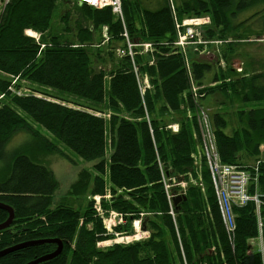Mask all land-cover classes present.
<instances>
[{"label":"trees","instance_id":"1","mask_svg":"<svg viewBox=\"0 0 264 264\" xmlns=\"http://www.w3.org/2000/svg\"><path fill=\"white\" fill-rule=\"evenodd\" d=\"M170 1L121 0L123 23L108 7L95 9L75 0H8L4 5L0 13V161L8 160L0 178V203L12 208L14 218L0 230V251L24 242L55 239L62 244L60 254L38 264H180L181 259L187 264H262L261 253L257 249L249 252L246 244L259 235L252 202L232 207L235 230L229 241L208 170L203 167L204 190L198 186L187 189L174 221L168 214L160 166L171 176L191 167L190 153L199 132L197 123L187 120L185 113L186 109L195 112L198 93L193 91V83L203 86L199 92L207 97L219 94L238 102L234 126L224 110L210 115L220 160L244 166L264 160V107H246L264 100V70L254 73L245 67L238 74L228 57L256 31L249 21H259L256 36L264 32V0H180L174 9ZM151 3L156 8L147 6ZM70 5L78 12L75 33L67 29L62 36L54 30V18L60 8ZM172 11L178 22L208 16L204 38L221 42L223 68L194 57L193 52L190 64H185L173 47ZM70 17L69 11L59 17L64 31ZM104 26L105 42L101 35ZM123 27L130 42L152 46L147 53H141L139 46L133 49L138 71L148 75L152 85L144 95L132 69V55L117 57L115 53L116 48H127ZM26 29L40 33L42 49L24 34ZM106 56L111 59L109 68ZM6 76H18L17 90L25 87L21 80H26L29 89L49 99L9 92L11 81ZM145 107L151 125L143 118ZM168 111L176 117L170 119ZM170 120L178 121L177 134L163 129ZM17 131L33 138V148L28 152L17 148L8 157L6 147ZM45 154H56L71 164L94 162L91 168L79 170L66 195L54 206L58 182L40 161ZM260 167L259 189L264 192V164ZM96 196L104 211L122 214L125 223L116 225V232L131 235V222L141 213L149 237L97 248V242L111 235L106 234L95 211ZM259 214L264 254L262 208ZM7 216L0 209V223ZM56 248L53 242L27 246L1 256L0 264H25Z\"/></svg>","mask_w":264,"mask_h":264},{"label":"rangeland","instance_id":"2","mask_svg":"<svg viewBox=\"0 0 264 264\" xmlns=\"http://www.w3.org/2000/svg\"><path fill=\"white\" fill-rule=\"evenodd\" d=\"M7 1L8 0H0V13H1L2 9L4 8V5L7 3ZM142 1L145 2L146 4L149 3V0H142ZM170 2L173 5V6L170 5V7L171 6L174 7L175 5L179 4L180 0H171ZM154 5H155V3H151L147 6L153 8V7H155ZM65 11H69L71 14V17H70L68 25H67V27H69V28H66V31H64L65 25H63L59 21L60 15ZM77 13L78 12L73 9L72 5H70L68 7L65 6V7L60 8V10L57 11V16H55L54 22H53L55 32L58 34H61L62 36H65V33H67L68 30H71V33L74 35V33H75L74 20H75ZM245 15L247 16V15H249V13H246ZM173 17H175V14ZM203 17L208 18V16H203ZM241 17H242V15H241ZM248 24H250L251 29H254L256 31L250 33L249 38L244 39L243 42H240L238 45H236L228 54V55H230L228 57H230V60L232 61V63H231L232 68L238 74L243 73V69L245 67L247 68V70L249 72L251 71L254 73H255V70H264V32H262V33L260 32L259 37L255 35V33H257L259 31L258 30L259 29V26H258L259 21H255L254 23H251V21H249ZM104 28H106V27L105 26L102 27L101 35L104 32ZM201 28L203 30V32H202L203 34L202 33L201 34L204 37L205 27L203 26ZM106 30H107V28H106ZM24 34L26 36L33 38L34 41H39L40 33L38 34V33L34 32L33 30H30V29L27 30L26 29V30H24ZM32 34H35L37 39L35 37H33ZM66 36L69 38L71 35L69 34ZM103 42H105L104 38H103ZM143 44H150V43L144 42ZM218 46H220V44ZM42 47H44V44H40V48H42ZM173 47H174V45H173ZM104 50H106V48H104ZM179 51L182 53V56H183V59H184V62L186 65L190 64V58H192L193 55L196 54V56H194V57H196L200 60H205V61H208L212 64H216V65L218 62H220V63L224 64V66H225V61L220 54L221 50L219 48H215L212 45L207 48V51H208L207 53H206V51H203L202 49H193L192 47L183 48V49H180ZM191 52H193L195 54L191 55ZM103 56H105V55H103ZM104 58L106 60L105 61L106 68H109L111 65V59L108 56H106ZM132 62H133V65L135 67L134 68L132 66L133 67L132 69H133V71L136 70L135 75H136L138 82H139L138 85H139V88L141 89V92L144 95L145 91L147 92V90L149 91L152 89L150 78L148 75L141 74L138 71L139 68L135 62L134 55L132 57ZM151 62L152 61H150V63ZM6 77L8 79H10V81H11L9 86H8L9 92L16 93V94L19 93V95L21 93L25 92V93H28V95L32 94V95H36V96H40V97H44L46 99H49L45 95L29 89V87L27 86L28 82L26 80H21V83L23 82V85L25 87H22L20 90H17L15 85L19 81L18 76L17 77L6 76ZM202 88H203V86H198V87L195 86V91L198 93V96L196 97L197 103L195 105V112H197L198 109L201 108V106H202L205 113H207V115L209 117L211 114H213L216 111H220V110L223 111L224 110V111L228 112V118L230 119V125H232V126L236 125V120H235V117L233 116V112H234L235 108H237L238 102L236 100L229 102L228 99H224L219 94H215L213 96L207 97L208 94H200L199 91H201ZM0 96H2V95H0ZM0 99H2V97ZM143 99L145 100L144 96H143ZM221 102H222V104L219 105V103H221ZM223 102H224V104H223ZM246 107L247 108L264 107V100L260 101V102H251ZM145 111L146 112L144 113L143 118L146 122L148 121V123H150V125H151L152 117L149 114V112L147 111V108ZM195 112H192V114H193L192 120H194L193 121L194 123H197L195 121V118L199 115V113H195ZM167 114L168 115H166V116L170 115L169 116L170 119L172 118V116L176 117V114H173L169 111L167 112ZM109 115H110V112H107L106 118H108ZM124 117H126V116H124ZM190 122H192V121H190ZM164 124L165 125L163 126V129L165 126H167L169 124H172V125L177 124L179 126L178 121H174V120H172V121L170 120L169 122H165ZM232 126H230L229 128L231 129ZM195 127H196V129H198V132H199L200 128L198 127L197 124L195 125ZM170 131H169L170 134H176V133H171ZM178 131H179V128H177V132ZM42 134L44 136H46L47 138H50V135L48 133L43 132ZM195 136H196V134H195ZM33 145H34V140L28 133H26L25 131H17L14 134V136L11 138L10 142L8 143V145L6 147L7 156L9 157L14 152V150L17 148H20V149L28 152L33 148ZM198 145H199V136H198V139L196 138V145H195L194 150L190 153L191 155L198 156L195 158L194 161H192V159H191L192 163H191V167H190L191 168L190 173H185V174L182 173V174H179L176 176L177 180H180L181 183H183L187 188L190 185L197 183V182L203 183L202 171H203V167L205 168V165H204L203 157L201 155H197V153H199ZM61 148L66 154H68L72 158H75L72 155V153L69 152L67 149H65L64 147H61ZM7 160H8V158L6 157L3 161H0V178L2 177V175L5 172L4 169H5ZM40 161L43 165H45L46 167L51 169V171L53 172V174H54V176L58 182V187L53 194V200H52L53 206L59 201L60 198H62L63 196L66 195L67 191L70 188V185L76 180L79 170L82 168H91V166L94 164V162H81L78 160H77L78 162L76 161L74 164H71L67 160L59 157L56 154H45V155L40 157ZM194 162L196 163V166L194 165ZM203 190H204V184H203ZM106 198H108V195ZM93 200H94V208H95V211H96L98 216H99V212L101 213V215L103 217H105L107 214L114 211V210L104 211L99 204L100 197L96 196L93 198ZM76 202L80 205L82 204V203H80L79 200ZM77 203L75 204L76 206L78 205ZM142 216H143V214H142ZM142 216L140 213L139 218L134 219L131 222L132 228L134 226L135 228L139 229V232L137 233L136 236L132 235L133 233L131 235L126 236V234L116 232L113 228V230H112L113 232H106V234L111 235V238L104 240V241L97 242L96 247L103 249V248L109 247L113 244L128 245V244H131L133 242L143 241V239H142L143 235L141 234V231L146 230V232H148L149 235H150V231L142 225V223H141ZM174 216H176V215H174ZM136 220H140V224L139 223L137 224L135 222ZM124 223H125V221L123 222V224ZM129 236H131V239L129 238ZM144 240H146V239H144ZM176 240H177V243L180 242V244H181V241H180L181 237H180L179 232H177ZM246 252L247 251H243V254H246ZM249 255L250 254H248L246 257H249Z\"/></svg>","mask_w":264,"mask_h":264},{"label":"built area","instance_id":"3","mask_svg":"<svg viewBox=\"0 0 264 264\" xmlns=\"http://www.w3.org/2000/svg\"><path fill=\"white\" fill-rule=\"evenodd\" d=\"M75 1L79 4H85L95 9H101L104 7H108L110 8L111 12L123 23L121 0H75ZM208 23H209V18L207 17L186 18L180 22H178L177 19L174 17V26L179 27L184 31L183 33L176 32V37L173 42L174 47L178 50L183 49V48L192 47L193 49H202L203 51H206V53L208 52L207 48L211 45L214 46L215 48H219L218 45L221 43L219 40L206 39L202 36L203 33L201 34V32L199 31V27H203L207 25ZM32 36L36 38L35 34H32ZM102 36L104 40L106 41L107 40L106 28H104V32ZM123 36L126 40L128 53H131L133 55L134 54L133 49L135 48V46L140 47L141 53L152 52L151 44L142 43V44L136 45L130 42L127 37V33L124 27H123ZM115 53L118 56V55L125 54L126 51L121 48H117L115 50ZM17 94L19 95V93ZM1 97L2 96H0V98ZM201 112H204L203 108H199L198 111L195 113H201ZM199 131H200V139L208 140V148L205 151L199 152V155H201L202 157L207 155L210 158L211 172L216 181L217 189L225 173L231 172L234 174L235 182L234 183H224L222 186V189H223L222 205L224 208L223 221H224L226 232L228 234L229 241H233L235 223H234L233 215L231 213V204L241 205L245 203L249 199L247 190L251 185V180L249 179V176L247 175L245 171L242 170V168L250 169V170L257 169V168L260 169L261 168L260 165L264 164V160L262 159L257 160L254 162V164H251V165H246V166L243 165L242 167L238 166L240 169V172L238 171L235 172V169L237 168L236 164L228 165V164L223 163L220 160L217 154L216 148H215V144H214L213 137L211 134V129L207 128V129H203ZM195 157H198V156H195ZM176 195L179 196L180 194H178L175 191L168 193L167 199L169 200V202H171L172 198ZM261 208L264 210V205L255 207L256 215L260 213ZM102 220H103L105 229L108 228L109 230H113V228L116 225L123 224V222L125 221L122 214L116 211L110 212L107 216L103 217ZM135 222L137 224L138 223L140 224V220H136ZM138 232H139V229L133 226L132 235L136 236ZM257 241L259 242V245H258L259 248L257 250L261 253L262 261H264L263 246H262L260 233H259V237ZM231 247L233 248V244ZM252 247H254V245H252ZM179 248H180V251L182 252V247L179 246Z\"/></svg>","mask_w":264,"mask_h":264},{"label":"bare ground","instance_id":"4","mask_svg":"<svg viewBox=\"0 0 264 264\" xmlns=\"http://www.w3.org/2000/svg\"><path fill=\"white\" fill-rule=\"evenodd\" d=\"M171 9H174L172 6H171ZM173 12V11H172ZM173 16H174V12H173ZM122 18H123V16H122ZM174 28H175V31L177 32V33H183L184 31L181 29V28H179V27H176V26H174ZM199 31L202 33L203 32V30H202V28L201 27H199ZM123 34V33H122ZM108 35V34H107ZM36 43H39V41H35ZM40 44H43V43H39V46H40ZM45 46V45H44ZM126 47H127V44H126ZM43 48V47H42ZM42 48H40V49H42ZM175 48V47H174ZM117 49V48H116ZM176 49V48H175ZM181 55H182V53L178 50V49H176ZM125 54H128V55H132L131 53H128L127 52V48H126V53ZM124 55V54H123ZM118 56H122V55H118ZM131 57H133V55L131 56ZM183 57V56H182ZM224 66V64H222V63H220V62H218L217 63V67H223ZM135 68V67H134ZM134 73L136 74V70H134ZM138 80V79H137ZM192 88L193 89H195V86H194V83L192 84ZM141 90V89H140ZM193 91H195V90H193ZM201 108H203L202 106H201ZM186 115V118L189 120V121H191L192 119H193V114H192V112L191 111H189L188 109H186V113H185ZM195 120H196V122H197V125H198V127L200 128V130H203V129H207V128H212L211 127V123H210V116L208 117V115H207V113H205V111L204 112H201V113H199V115L195 118ZM177 128H178V125L177 124H169V125H167V126H165V129H168L171 133H178L177 132ZM200 131H199V133H198V136H199V145H198V149H199V152H202V151H205L207 148H208V140H203V139H200ZM190 158L192 159V161H194L195 160V156L194 155H191L190 154ZM203 161H204V165H205V167L207 168V170H208V174H209V177H210V181H211V184H212V186H213V190H214V195H215V197H216V201H217V204H218V209H219V212H220V216H221V218H222V222H223V225H224V221H223V215H224V208H223V205H222V191H223V189H222V186H223V184L224 183H234L235 182V180H234V174L233 173H231V172H227V173H225L224 175H223V179H222V181H221V183H220V185H219V187H218V189H217V185H216V181H215V179H214V176H213V174H212V172H211V164H210V158L207 156V155H205L204 157H203ZM224 163V162H223ZM225 164H228V165H234V164H229V163H225ZM194 165L196 166V163L194 162ZM236 165H237V168L235 169V172L236 171H238V172H240V169H239V167L238 166H240V167H242L243 165H240V164H237L236 163ZM160 169H161V174H162V184H163V192L165 193V196H166V199H167V194L168 193H170V192H172V191H175V192H177L178 194H180L181 195V197H184V198H182L181 200H184L185 199V195H186V192H187V189L190 187V186H198V187H200L201 188V190H203V183L202 182H197V183H194V184H192V185H190L188 188L183 184V183H181V181L180 180H177V178H176V176H171L167 171H166V169H165V167H163L162 165L160 166ZM190 169L191 168H189L185 173H190ZM242 170L243 171H245L246 173H247V175L249 176V179L251 180V185H250V187L248 188V190H247V194H248V196H249V199L245 202V203H243V204H241V205H237V204H231V213H232V215H233V219H234V214H233V212H232V207H234V206H239V207H243V206H245L247 203H249V202H252L253 204H254V206L256 207V206H260V205H264V192H261L260 191V173H258V171H259V169L257 168V169H252V170H250V169H245V168H242ZM184 173V174H185ZM235 175H236V173H235ZM185 178V177H184ZM179 195V196H180ZM98 197V196H97ZM175 197H177V195L176 196H174L173 198H172V200H171V202H169V200L167 199V203H168V205H169V215L171 216V218L175 221V218H176V216H174V215H176V212H177V209L179 208V204H180V202H181V200L177 203V204H174L173 203V199L175 198ZM3 204V203H2ZM5 205V204H4ZM11 208V207H10ZM99 217L100 218H103V216L101 215V213L99 212ZM261 218H262V216H261V214H258V215H256V221H257V227L261 230V226H262V223H261ZM102 222H103V220H102ZM1 224V223H0ZM103 225H104V223H103ZM105 228V227H104ZM224 228H225V225H224ZM6 229V228H5ZM3 230V229H2ZM226 230V229H225ZM259 230V231H260ZM105 231L106 232H113L112 230H109L108 228H106L105 229ZM260 233V232H259ZM141 234L143 235V237H142V239L144 240V239H147L148 237H149V234H148V232H146V230H143V231H141ZM129 238L131 239V236H129ZM49 240H52V239H49ZM37 241H39V240H37ZM112 241V240H111ZM131 241V240H130ZM53 243H55V242H53ZM104 243V242H103ZM57 244V243H56ZM250 245V244H249ZM253 244H251V246H252ZM179 246L180 247H182L181 245H180V243H179ZM251 246H249V248H248V251L249 252H255L254 250H256V248H254V247H251ZM57 248H58V244H57ZM56 248V249H57ZM55 249V250H56ZM54 250V251H55ZM61 250H62V244H61ZM53 251V252H54ZM61 252V251H60ZM52 253V252H51ZM50 254V253H49ZM60 254V253H59ZM58 254V255H59ZM47 255V254H46ZM42 257V256H41ZM40 258V257H39ZM53 259V258H52ZM180 264H187L186 262H185V260L184 259H181V262H180ZM238 264H240V263H238ZM262 264H264V261H262Z\"/></svg>","mask_w":264,"mask_h":264},{"label":"water","instance_id":"5","mask_svg":"<svg viewBox=\"0 0 264 264\" xmlns=\"http://www.w3.org/2000/svg\"><path fill=\"white\" fill-rule=\"evenodd\" d=\"M182 198H184V197H181V196L175 197L173 199V203L177 204ZM0 209L5 210L7 212V214H8L6 220L0 224V230H2V229L7 228L11 224V222H12V220L14 218V213H13L12 208H10L9 206L4 205L2 203H0ZM44 242H55V243L58 244V248L54 252H52L50 254L44 255V256H42L40 258L34 259V260H32L30 262H27L25 264H38V263L50 260V259L56 257L60 253V251H61V242L59 240L52 239V240L30 241V242H24V243H20V244L14 245V246H10V247L0 251V257L5 255V254H8V253H10V252H12L14 250H18L20 248H24V247H27V246H32V245H36V244L44 243Z\"/></svg>","mask_w":264,"mask_h":264},{"label":"crops","instance_id":"6","mask_svg":"<svg viewBox=\"0 0 264 264\" xmlns=\"http://www.w3.org/2000/svg\"><path fill=\"white\" fill-rule=\"evenodd\" d=\"M175 18H176V17H175ZM258 237H259V235H257L256 237L249 238V239L246 241V244H250V243H252V244L254 245V247H255L256 249H258V248H259V247H258L259 242L257 241Z\"/></svg>","mask_w":264,"mask_h":264},{"label":"flooded vegetation","instance_id":"7","mask_svg":"<svg viewBox=\"0 0 264 264\" xmlns=\"http://www.w3.org/2000/svg\"><path fill=\"white\" fill-rule=\"evenodd\" d=\"M251 245V244H250ZM249 244H248V246H250Z\"/></svg>","mask_w":264,"mask_h":264}]
</instances>
